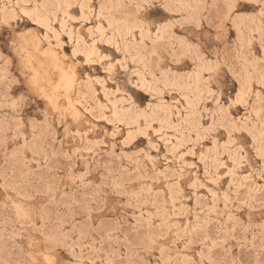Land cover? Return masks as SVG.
Here are the masks:
<instances>
[{
	"label": "rangeland",
	"instance_id": "rangeland-1",
	"mask_svg": "<svg viewBox=\"0 0 264 264\" xmlns=\"http://www.w3.org/2000/svg\"><path fill=\"white\" fill-rule=\"evenodd\" d=\"M57 262L264 264V0H0V264Z\"/></svg>",
	"mask_w": 264,
	"mask_h": 264
},
{
	"label": "bare ground",
	"instance_id": "bare-ground-1",
	"mask_svg": "<svg viewBox=\"0 0 264 264\" xmlns=\"http://www.w3.org/2000/svg\"><path fill=\"white\" fill-rule=\"evenodd\" d=\"M40 38V37H39ZM41 43H42V41H41ZM47 43V42H46ZM49 44V43H48ZM50 45V44H49ZM39 46H41V45H39ZM49 48V47H48ZM50 48H51V45H50ZM47 49V48H46ZM53 49V48H52ZM40 50V49H39ZM50 50V49H49ZM49 50H47V51H45L46 53H48L49 52ZM43 51V50H42ZM51 51V50H50ZM40 52V51H39ZM44 52V51H43ZM42 52V53H43ZM50 53V52H49ZM55 53V52H54ZM53 53V51H51V53L50 54H54ZM50 54H48V55H50ZM27 55V54H26ZM57 55V54H56ZM58 57V56H57ZM32 58V57H31ZM27 59H28V57H27ZM29 60V59H28ZM30 61V60H29ZM34 64V63H33ZM61 65H62V63H61ZM31 66V65H30ZM33 67V66H32ZM55 68V67H54ZM53 69V68H52ZM35 70V69H34ZM32 71V70H31ZM63 71V70H62ZM64 73H66V72H64ZM70 74V73H69ZM33 75H35V77H36V71H35V74L33 73ZM75 76V75H74ZM63 77V76H62ZM38 78V77H37ZM61 78V77H60ZM64 78V77H63ZM33 78H31V81H33L32 83H33V85L36 83H34V79L32 80ZM61 81H62V78H61ZM38 82V81H37ZM67 82V81H66ZM61 83V82H60ZM62 84V83H61ZM36 85V84H35ZM39 84H37V86H38ZM62 86V85H61ZM65 86V85H64ZM69 87V86H68ZM37 88V87H36ZM54 89V88H53ZM55 89L57 90V88L55 87ZM41 89H39V91H40ZM46 90H47V87H46ZM61 90V89H60ZM60 90H59V92H60ZM47 91H49V90H47ZM42 92V91H41ZM44 93V92H43ZM48 93V92H47ZM48 96V95H47ZM48 98V97H47ZM51 97H49V99H50ZM53 101H54V99H53ZM72 101V100H71ZM68 102H69V100H68ZM70 103V102H69ZM72 108H74V107H72ZM78 112V111H77ZM76 114V113H75ZM74 116V115H73ZM78 116H79V113H78ZM78 119V118H77ZM75 122H76V120H75ZM81 121H79V123H80Z\"/></svg>",
	"mask_w": 264,
	"mask_h": 264
},
{
	"label": "snow or ice",
	"instance_id": "snow-or-ice-1",
	"mask_svg": "<svg viewBox=\"0 0 264 264\" xmlns=\"http://www.w3.org/2000/svg\"><path fill=\"white\" fill-rule=\"evenodd\" d=\"M152 6H155V5H152ZM160 7H164L163 5H160ZM26 15H27V13H26ZM37 23H38V21H37ZM57 264H59V262H57Z\"/></svg>",
	"mask_w": 264,
	"mask_h": 264
}]
</instances>
